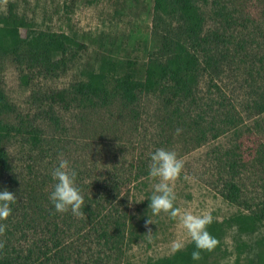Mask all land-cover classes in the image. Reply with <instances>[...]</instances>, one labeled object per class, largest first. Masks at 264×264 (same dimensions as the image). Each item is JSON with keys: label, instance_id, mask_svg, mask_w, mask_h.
Wrapping results in <instances>:
<instances>
[{"label": "rangeland", "instance_id": "374dc122", "mask_svg": "<svg viewBox=\"0 0 264 264\" xmlns=\"http://www.w3.org/2000/svg\"><path fill=\"white\" fill-rule=\"evenodd\" d=\"M9 2L32 24L20 28L19 59L0 56V85L14 107L0 116L8 130L0 141L7 155L0 192L17 197L12 214L0 221L7 225L0 259L32 253L26 264H149L170 257L174 243L185 247L191 240L178 219L149 209L157 181L148 165L158 148L184 161L174 184V206L182 213L222 221L257 209L264 191V111L254 102L264 101V0H194L204 15L203 33L232 35L233 43L217 74L201 72L188 97L172 99L175 87L166 81L163 90L126 103L109 77L104 101L72 93L69 107L48 95L83 78L97 50L136 59L139 69L154 25L170 23L172 33L179 21L162 13L159 19L152 0H0V14ZM38 31L73 32L87 48L24 83L26 42ZM33 127L36 141L27 132ZM61 158L77 172L82 217L56 212L49 199ZM231 182L239 187L234 203L224 198ZM150 216L154 223L146 225ZM242 242L249 247L239 251ZM197 264H264V221L251 234L224 227L219 248Z\"/></svg>", "mask_w": 264, "mask_h": 264}, {"label": "trees", "instance_id": "16d2710c", "mask_svg": "<svg viewBox=\"0 0 264 264\" xmlns=\"http://www.w3.org/2000/svg\"><path fill=\"white\" fill-rule=\"evenodd\" d=\"M77 0H70L74 4ZM70 7V6H69ZM152 10L156 16L162 13L170 18H177L179 25L176 32H170V25L163 28L156 23L152 30L150 45L145 47L146 58L142 67L137 69L136 59L120 58L105 53L99 49L94 56L86 61L83 68V78L73 82L69 89L51 91L48 98L51 102L69 107L72 101L70 94L82 99L97 98L104 101L108 95L106 83L109 77L113 78L114 89L126 103H134L141 93H150L163 90L164 82H173L175 96L186 98L193 93L198 77L205 72L212 76L217 74L223 60L229 55L228 44L233 43L232 35L212 32L203 33L204 15L194 3V0H152ZM31 21L16 10L14 2H9L6 12L0 14V56L12 54L19 59V49L23 38L20 28H30ZM27 52L24 56L27 72L22 75V81L28 82L29 74L52 73L65 64V58L76 51L87 48L84 42L77 38L75 33L38 31L27 40ZM169 102L171 99L168 100ZM256 110L264 111V101L254 102ZM14 107L8 102L0 85V116L11 112ZM49 117L58 122V117L49 110ZM8 130L4 128L0 119V141ZM33 141L38 139V129L35 127L27 131ZM7 155L0 145V166H6ZM239 187L231 182L228 185L224 198L234 203L238 199ZM264 221V191L256 210L249 213L239 212L226 220L212 219L207 230L218 240L215 249L219 248V241L224 227L234 228L238 235L251 234ZM103 235H106L103 233ZM245 242L238 245V250L248 248ZM196 250L194 242L190 241L183 250L175 251L170 257L157 259L149 264H197L191 253ZM213 250V251H214ZM212 252V251H211ZM210 252H202L205 259ZM28 253L23 259L10 257L0 259V264H26L30 259ZM39 256L35 259L37 260Z\"/></svg>", "mask_w": 264, "mask_h": 264}, {"label": "clouds", "instance_id": "9594fccd", "mask_svg": "<svg viewBox=\"0 0 264 264\" xmlns=\"http://www.w3.org/2000/svg\"><path fill=\"white\" fill-rule=\"evenodd\" d=\"M177 129V134L180 133ZM149 176L157 182L153 185V192L150 196L149 209L152 215L168 214L172 219H178L180 226L186 230L190 240L194 242L196 250L191 253L193 260H200L202 252H211L218 244L207 230L212 223L210 215H197L191 211L183 213L175 207L177 199L174 191L175 181L180 177L184 168L183 159L178 157L174 150L158 148L150 154V163L148 165ZM52 179L56 181L53 190L49 195L54 209L58 213L71 212L76 217H82L84 212L82 208L85 205L84 197L80 188L76 184L77 172L70 169L69 162L61 158L59 165L51 173ZM17 200L16 195L8 190L0 192V221H6L12 214L11 205ZM131 202V199H130ZM139 202V201H136ZM146 225L153 222L151 216L146 220ZM7 225L0 223V236L6 232ZM151 229L147 234H151ZM182 243H174V251L183 250ZM4 248V242L0 241V249Z\"/></svg>", "mask_w": 264, "mask_h": 264}]
</instances>
